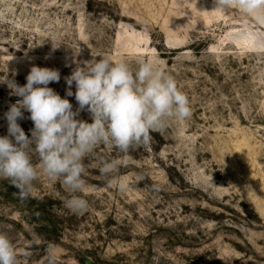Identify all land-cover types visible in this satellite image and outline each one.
I'll return each mask as SVG.
<instances>
[{"label": "rangeland", "instance_id": "rangeland-1", "mask_svg": "<svg viewBox=\"0 0 264 264\" xmlns=\"http://www.w3.org/2000/svg\"><path fill=\"white\" fill-rule=\"evenodd\" d=\"M104 54L133 68L153 61L191 116L128 153L98 146L82 214L65 207L59 180L41 174L20 201L0 179V232L30 253L20 264L50 253L57 264H264V24L213 11V0H0V80L22 86L33 65L57 69L49 87L65 97L76 63ZM10 91L0 84V136L19 99ZM29 115L18 122L30 136ZM78 119L91 122L87 111ZM102 160L121 162L112 177L124 191L99 176Z\"/></svg>", "mask_w": 264, "mask_h": 264}, {"label": "clouds", "instance_id": "clouds-1", "mask_svg": "<svg viewBox=\"0 0 264 264\" xmlns=\"http://www.w3.org/2000/svg\"><path fill=\"white\" fill-rule=\"evenodd\" d=\"M233 8L257 25L264 24V0H213V11ZM60 79L59 70L33 65L22 86L8 76L0 80L10 95L19 97L4 113L8 134L0 136V179L18 189L14 195L20 201L31 197L34 181L41 174L59 180L70 193L65 207L82 214L88 201L77 193L87 186L85 161L98 146L128 153L147 145L151 133L164 130L170 120L191 116L190 100L172 75L146 58L139 59L135 68L125 60L114 61L109 54L77 62L71 75L64 77L65 97L49 87ZM72 96L78 105L75 110L67 98ZM83 111L89 113L91 122L78 119ZM25 112L34 125L30 136L18 122L25 119ZM120 163L102 160L98 171L124 191L126 185L112 177ZM21 255L30 253L18 252L9 236L0 232V264H20ZM47 264H57L54 253L48 255Z\"/></svg>", "mask_w": 264, "mask_h": 264}]
</instances>
